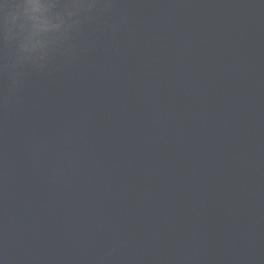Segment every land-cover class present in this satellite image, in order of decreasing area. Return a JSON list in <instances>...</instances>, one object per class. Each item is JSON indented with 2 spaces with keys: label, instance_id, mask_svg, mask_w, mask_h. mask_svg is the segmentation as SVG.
<instances>
[{
  "label": "water",
  "instance_id": "95a60500",
  "mask_svg": "<svg viewBox=\"0 0 264 264\" xmlns=\"http://www.w3.org/2000/svg\"><path fill=\"white\" fill-rule=\"evenodd\" d=\"M0 264H264V0H0Z\"/></svg>",
  "mask_w": 264,
  "mask_h": 264
}]
</instances>
